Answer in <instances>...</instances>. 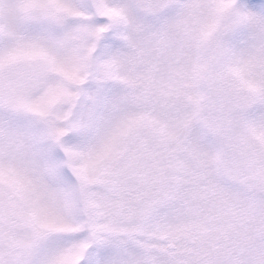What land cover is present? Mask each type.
<instances>
[{"label":"snow or ice","instance_id":"obj_1","mask_svg":"<svg viewBox=\"0 0 264 264\" xmlns=\"http://www.w3.org/2000/svg\"><path fill=\"white\" fill-rule=\"evenodd\" d=\"M0 264H264V0H0Z\"/></svg>","mask_w":264,"mask_h":264},{"label":"rangeland","instance_id":"obj_2","mask_svg":"<svg viewBox=\"0 0 264 264\" xmlns=\"http://www.w3.org/2000/svg\"><path fill=\"white\" fill-rule=\"evenodd\" d=\"M190 136L193 138V139H196L199 137L200 135V128L198 126H193L191 129H190Z\"/></svg>","mask_w":264,"mask_h":264}]
</instances>
